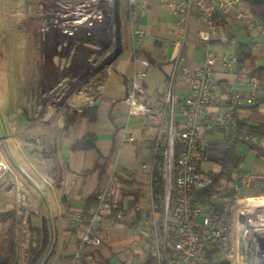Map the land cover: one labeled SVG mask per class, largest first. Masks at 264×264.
Here are the masks:
<instances>
[{
	"label": "crops",
	"instance_id": "crops-1",
	"mask_svg": "<svg viewBox=\"0 0 264 264\" xmlns=\"http://www.w3.org/2000/svg\"><path fill=\"white\" fill-rule=\"evenodd\" d=\"M242 7L249 9L245 2ZM230 14L234 13L225 16ZM222 19L225 20L224 17ZM254 19L256 27L251 30L236 29L233 25L234 45L229 43V38L224 37H213L208 44L214 52L231 51L235 56L230 69H225L219 61L215 76L232 84L239 92L241 103L235 113L238 121L258 126L264 125V76L259 77L260 83L255 92L251 91L248 78L255 68L264 66V21L257 17ZM89 20L88 26L92 24V20ZM134 25L144 31L145 37L133 43L129 37V23L124 31L117 25L115 38L106 47V51L114 50L118 57L101 64L102 58L93 56L91 60L94 68L88 75V81L68 85L70 83L67 79L57 78L53 82L51 93L55 96L66 88L71 91L61 102L52 101L53 107L46 118L35 119L36 124L46 120L48 125L44 128H35L30 122L27 124L26 111L29 108L26 104L13 103L9 106L13 112L4 125L21 131L14 137L3 134L10 152L9 140L13 141L16 157V162L10 163L5 175L0 178V212H6L5 224L8 223L13 238L11 264H30L42 245L44 220L50 222L52 241L39 259L40 264L149 262L152 242L148 224L125 227L123 223H106L97 229L101 244L90 246L83 251L81 258L76 259L81 231L69 218L72 213L88 211L87 199L107 185L115 187V200L126 209L128 215L142 219L151 212L150 179L152 174L155 175L159 163V159L153 156L158 120L128 117L123 100L134 68V54L147 58L151 63L145 85L156 91L166 88L181 47L184 21L179 12L162 0H138ZM37 28L39 31L40 27ZM202 29V24L193 17L187 31L183 62L192 69L200 67L204 60V44L199 40ZM81 44L86 47L95 43L86 40ZM238 44H244L251 54L241 66L235 55ZM42 47V43L40 45L37 40L34 52L44 51ZM63 47L64 42L58 44L51 56L54 66L58 68L70 62L74 51L68 48L65 55H61L59 52ZM17 52L21 57L15 59V62L28 60L24 57V47ZM88 85L97 94L88 93ZM176 92L183 101L187 89L182 81L177 82ZM90 94L93 96L89 97ZM61 98L57 96L55 99L59 101ZM94 104L98 106L95 122L78 117L74 123L68 124L74 112ZM216 107L217 103L210 105L209 109L214 110ZM177 111L181 118L180 109ZM67 112L70 115L64 120L62 117ZM124 131L131 133L135 140L121 143ZM87 134L96 135L97 148L72 150L73 144ZM206 137L211 146L206 161L201 165L202 170L209 174L220 172V159L228 151L225 135L219 131H210ZM237 151L244 156V160L233 170L232 181L225 182L222 190L232 193V187L240 174L247 172L255 177V183L249 188H242L236 197L249 199L260 195L264 190V154L258 155L255 150L241 143L237 145ZM1 158L2 145L0 163Z\"/></svg>",
	"mask_w": 264,
	"mask_h": 264
},
{
	"label": "built area",
	"instance_id": "built-area-1",
	"mask_svg": "<svg viewBox=\"0 0 264 264\" xmlns=\"http://www.w3.org/2000/svg\"><path fill=\"white\" fill-rule=\"evenodd\" d=\"M138 0H127L132 42H139L145 37L143 30L134 25ZM183 16L184 27L180 50L173 63V69L167 86L163 91L151 90L145 85L148 68L151 63L147 58L133 55L134 68L129 76L127 95L123 103L127 107L128 117H145L158 120V129L154 144V158L159 162V174L164 187V213L161 235L164 245L168 238V229L173 228L174 244L168 249V264H211L202 256L207 249L213 251L220 232V215L208 199L220 207L226 200L236 198L242 188H249L255 183V177L242 172L232 187V193L223 190L207 192L213 182L209 173L202 170V163L207 159L210 143L206 134L210 131L224 133L226 146L229 148L239 136L248 142L264 147V135L245 131L241 134L236 117L241 96L235 87L215 76L219 61L225 69H230L235 56L230 51L218 53L209 47L213 37L232 38L233 25L222 19L233 12L240 24L248 29L256 27L255 17L245 9L243 0H162ZM262 10L264 12V0ZM195 20L202 24L199 40L204 44L203 63L192 69L184 65L185 45L189 24ZM118 57L117 54L113 58ZM182 81L187 89L181 101L176 92L177 82ZM248 83L252 92L259 86L260 78L250 76ZM95 94L97 92L95 91ZM218 104L214 110L209 106ZM180 109L181 118L178 117ZM121 143H130L134 136L124 131ZM154 176L150 179V213L142 219L128 215L126 209L115 200V187L107 185L97 194V202L82 213H72L71 222L81 231L79 250L75 258H81L85 249L101 244L98 228L106 223L125 227L150 224L158 225L154 202ZM207 196V197H206ZM170 215V217H169ZM165 248V249H166Z\"/></svg>",
	"mask_w": 264,
	"mask_h": 264
},
{
	"label": "rangeland",
	"instance_id": "rangeland-1",
	"mask_svg": "<svg viewBox=\"0 0 264 264\" xmlns=\"http://www.w3.org/2000/svg\"><path fill=\"white\" fill-rule=\"evenodd\" d=\"M25 1L0 0V129L3 134H7L10 137L18 136L21 133L18 128H10L8 125H4V122L7 121L13 112V110L9 109L11 104L23 103L27 105L29 108L26 111L27 124L30 122L35 125V128L47 126L46 120L36 124L35 119L39 117L46 118L51 110L50 108L53 107L51 106L52 101L54 100L55 103L61 102L63 97L69 96V91H71H68L70 88H66L64 92H58L57 90L58 93L56 94L58 95L55 96V94L51 93L53 82L57 78L67 79L70 83L68 85L77 84L84 80L88 81V75L94 68L92 57H101V64L112 60L116 53L114 50L106 51V43L110 39L113 40L115 38L114 33L117 25L124 31L129 23V14L126 10L127 0H117L116 8L114 7L115 0H45V7L42 9L37 8V5L31 7L25 4ZM37 10L42 13L52 12L58 18V20L52 19L46 25H40L41 28L45 29L41 30V34L36 26L39 18L37 16L36 19L33 17ZM67 13L69 16H61ZM226 16H223L224 19ZM80 18H83V21L76 23ZM89 19L92 20L90 26L87 25L88 21H90ZM225 20L234 25L236 29H246L244 25L239 23L234 14H230ZM63 21L62 26L58 28L54 26L61 24ZM109 22H111V34L108 29ZM47 32H49L48 37L50 40L43 41L39 36H45ZM37 40H39L40 45L42 43L43 47L46 43L48 53L45 50L34 52ZM86 40H91L95 44L86 47L82 46L81 43ZM62 42H64V47L59 54L65 55L68 48L74 51L70 62L58 68L54 66L51 56L54 54L53 51L58 44ZM113 46L115 47L116 43ZM21 47L26 50L24 57L28 60L17 63L15 59L21 57L20 53L17 52ZM109 56L110 59L108 60ZM87 92H93L95 95L94 88L89 85L87 86ZM57 96H62V98L56 101L55 98ZM91 96L93 95L90 94L89 97ZM69 115L67 112L62 118L64 119ZM9 143L11 147V163H14L16 162V157L14 155L15 149L12 145L13 141L9 140ZM159 165L158 163L157 168H155L156 172H159ZM261 197L264 198V192L251 198ZM236 199H240V197H236ZM228 201L226 200L220 207V217ZM164 203L165 201L163 200V211ZM234 210L233 223L239 226H249L248 233L245 231L246 237L242 235L240 240L243 242L239 244L240 248L245 251L243 254L246 257V261L250 257L248 264H264V258L262 257V255L264 256V225L261 222L264 220V207L247 205L244 208ZM163 216L164 213H159L157 210L155 217L158 219V225L153 228L148 224L154 264H168V248L164 245L161 235ZM218 244L219 239L213 249L211 264H220L217 255ZM12 246L13 238L11 237L8 223L4 224V226L0 225V264L12 263L11 256L13 255H10ZM202 256L206 258L205 251L202 252Z\"/></svg>",
	"mask_w": 264,
	"mask_h": 264
},
{
	"label": "trees",
	"instance_id": "trees-1",
	"mask_svg": "<svg viewBox=\"0 0 264 264\" xmlns=\"http://www.w3.org/2000/svg\"><path fill=\"white\" fill-rule=\"evenodd\" d=\"M243 1L248 5L251 14L254 17H257L264 21V12L262 10L263 1L261 0H243ZM235 55L237 57V62L239 66H241L244 60L250 57L251 54H250L249 48H247L244 44H238L235 47ZM251 75L252 76L257 75L258 77H263L264 76V66L255 68L251 72ZM97 114H98V106L94 104V105L88 106L84 109L74 112L67 122L70 125L74 123L78 117H84V118H87L91 122H95L97 120ZM239 126H240L241 134L245 131H249L255 134H259L261 136L264 135V125L254 126V125H248L244 122H239ZM240 143L244 144L249 149L255 150L258 155L264 154L263 147L253 144L251 142L245 141L240 135L239 138L235 142H233V144L229 146L227 153L221 157L220 172L210 174L213 182L209 190L207 191L208 193L213 190H218V189L222 190L223 184L225 182L232 181L233 170L237 169L240 163L244 160V156L238 153L237 151V145ZM96 148H97V137L95 134L85 135L83 138L76 141L72 146V150L74 151H86V150H91V149H96ZM154 176H155L154 177L155 185H154V197L153 198H154V202L156 205V209L158 210L159 213H162L163 211L162 205H163L165 190H164V187L162 186V177L159 174V172H155ZM58 186L59 185L57 184L56 187L58 188ZM207 200L209 203H211L214 206L216 212L220 211V206L218 204L211 202L208 199V197H207ZM96 202H97V198H96V194H94L87 199V207L91 208ZM5 215H6V212H3V211L0 212V225L5 224ZM42 229H43L42 245L39 251L35 253L30 264H40L39 259L44 254V252L47 250V248L51 246L52 237H51V230H50V222L47 220H44ZM174 240H175V237L173 233V228L170 227L168 229V238L166 242L168 249L172 248L174 244ZM212 253L213 251L211 249L205 250V257L207 258V260L211 259ZM146 264H154V257L151 256L149 262Z\"/></svg>",
	"mask_w": 264,
	"mask_h": 264
},
{
	"label": "bare ground",
	"instance_id": "bare-ground-1",
	"mask_svg": "<svg viewBox=\"0 0 264 264\" xmlns=\"http://www.w3.org/2000/svg\"><path fill=\"white\" fill-rule=\"evenodd\" d=\"M85 19V18H84ZM83 21V18L77 20L76 23ZM247 205H255L264 207V198H249V199H236L233 198L225 204L220 217V232H219V244H218V260L220 264H248L250 257L247 258L244 256L243 251L240 248L242 240L240 237H246L245 231L248 233L249 226L243 225L239 226L233 223V218L235 210L244 208ZM264 225V220L261 221ZM245 242V238L243 239ZM249 255V253H248ZM260 255V254H259ZM264 258V256L262 255Z\"/></svg>",
	"mask_w": 264,
	"mask_h": 264
},
{
	"label": "flooded vegetation",
	"instance_id": "flooded-vegetation-1",
	"mask_svg": "<svg viewBox=\"0 0 264 264\" xmlns=\"http://www.w3.org/2000/svg\"><path fill=\"white\" fill-rule=\"evenodd\" d=\"M25 4H27V5H30L31 7H33V6H35V5H37V8H39V9H42V8H44L45 6V0H26L25 1ZM117 4H118V2H117V0H115V2H114V7L116 8L117 7ZM26 9H27V7H26ZM36 16L39 18V20L37 21V27H40V29H39V32H40V34L42 33L41 32V26L40 25H46V23H48L49 21H51L52 19H55V20H58V18H56L55 17V15H54V13H52V12H49V13H42V12H40V11H36L35 12V15H33V17L36 19ZM62 17H67V16H69V14L67 13V14H62L61 15ZM47 18H49L50 20H48L47 21ZM45 22V23H44ZM64 23V21L61 23V24H59V25H54L56 28H58L59 26H62V24ZM36 24V23H35ZM109 26H108V29H109V32H110V25H111V22H109V24H108ZM42 30H45L44 28H42ZM110 34H111V32H110ZM44 35V34H43ZM49 36V32H47V33H45V36H39L43 41L45 40V41H48V40H50V38L48 37ZM110 42H111V39L106 43L107 44V46L106 47H108L109 46V44H110ZM44 50L47 52V50H46V43L44 44ZM48 53V52H47Z\"/></svg>",
	"mask_w": 264,
	"mask_h": 264
},
{
	"label": "water",
	"instance_id": "water-1",
	"mask_svg": "<svg viewBox=\"0 0 264 264\" xmlns=\"http://www.w3.org/2000/svg\"><path fill=\"white\" fill-rule=\"evenodd\" d=\"M48 20L50 19L47 18V21ZM0 140H1V145H2V158H1V163H0V178H1L3 177V175H5L11 163V152L9 150V147L7 145V142L3 136L1 129H0Z\"/></svg>",
	"mask_w": 264,
	"mask_h": 264
}]
</instances>
